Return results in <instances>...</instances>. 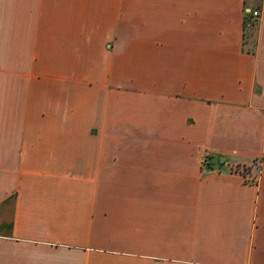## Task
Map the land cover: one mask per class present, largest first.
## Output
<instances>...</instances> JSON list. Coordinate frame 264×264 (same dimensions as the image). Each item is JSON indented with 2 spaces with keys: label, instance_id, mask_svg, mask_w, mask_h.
Segmentation results:
<instances>
[{
  "label": "crops",
  "instance_id": "0c3cea01",
  "mask_svg": "<svg viewBox=\"0 0 264 264\" xmlns=\"http://www.w3.org/2000/svg\"><path fill=\"white\" fill-rule=\"evenodd\" d=\"M0 207V264H264V0H0Z\"/></svg>",
  "mask_w": 264,
  "mask_h": 264
},
{
  "label": "built area",
  "instance_id": "2783aa9c",
  "mask_svg": "<svg viewBox=\"0 0 264 264\" xmlns=\"http://www.w3.org/2000/svg\"><path fill=\"white\" fill-rule=\"evenodd\" d=\"M248 19L247 22L249 25H254L256 22V19L260 16V11L255 9V10H248L246 12ZM0 211H1V207H0Z\"/></svg>",
  "mask_w": 264,
  "mask_h": 264
},
{
  "label": "rangeland",
  "instance_id": "374dc122",
  "mask_svg": "<svg viewBox=\"0 0 264 264\" xmlns=\"http://www.w3.org/2000/svg\"><path fill=\"white\" fill-rule=\"evenodd\" d=\"M257 163H258V161H256L255 164H257ZM243 169H244L245 171H247V172L249 171V170H248V167H245V168H243Z\"/></svg>",
  "mask_w": 264,
  "mask_h": 264
}]
</instances>
